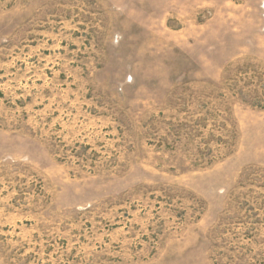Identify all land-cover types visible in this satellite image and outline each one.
I'll return each instance as SVG.
<instances>
[{
    "label": "rangeland",
    "instance_id": "374dc122",
    "mask_svg": "<svg viewBox=\"0 0 264 264\" xmlns=\"http://www.w3.org/2000/svg\"><path fill=\"white\" fill-rule=\"evenodd\" d=\"M0 264H264V0H0Z\"/></svg>",
    "mask_w": 264,
    "mask_h": 264
}]
</instances>
